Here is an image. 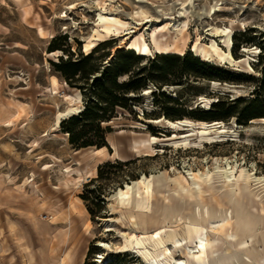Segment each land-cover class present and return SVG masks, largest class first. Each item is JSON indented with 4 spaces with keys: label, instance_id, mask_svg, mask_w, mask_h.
<instances>
[{
    "label": "rangeland",
    "instance_id": "obj_1",
    "mask_svg": "<svg viewBox=\"0 0 264 264\" xmlns=\"http://www.w3.org/2000/svg\"><path fill=\"white\" fill-rule=\"evenodd\" d=\"M231 21L237 26L234 49L228 50L211 29L227 28ZM184 24L180 50L170 45L164 51L152 48L135 62L133 73L138 78L151 76L154 82L139 94H130L129 108L118 109L116 117L103 124L112 129L108 142L118 147L122 161L111 148L103 156L96 148H73L62 123L84 111L87 103L81 90L70 86L53 64L94 52L90 67L100 68L95 76L101 77L114 67L119 52L139 55L127 49L128 43L151 42L153 31L166 27L163 35L170 44ZM198 38L202 45L217 41L235 59L246 56L258 74H244L214 60L210 63L221 72L197 68L198 77L185 75L190 65L183 57L199 58L192 51ZM54 40L62 50L50 52ZM163 55L174 58L164 60ZM95 76H90L91 86ZM54 81L59 83L56 90ZM216 103L222 106L213 107ZM15 104L25 106L22 121L15 120ZM71 105L81 110L52 130L58 113ZM208 107L225 117L220 121L225 124L223 132L212 129L209 136H202L197 130L155 122L211 123L205 119ZM231 107L238 111L250 107L258 118L239 121L230 115ZM263 119L264 0H0V264H79L85 252V264H101L100 254L114 264H176L187 261L186 251L198 257L196 264H264V183L252 181L243 191L237 184L243 168L264 178ZM10 120L16 121L14 126L5 128ZM152 136L158 139L156 152L147 156L145 151H132L135 140ZM135 160L129 167L117 164ZM109 162L115 164L107 170L114 184L103 202L86 203L81 197L86 185ZM132 173L146 175L148 189L140 198L135 188L130 204L123 205L113 195L134 181L125 179ZM197 173L203 181L193 179ZM179 177L186 181L183 186ZM196 183L203 194L191 198L185 190L196 188ZM104 185L92 183L89 191ZM242 212L257 228L253 236L258 243L247 239L254 254L246 258L211 228L213 220L228 218L231 224L225 232L233 234ZM172 231L182 247L175 248ZM201 236L210 239L211 250L204 254Z\"/></svg>",
    "mask_w": 264,
    "mask_h": 264
},
{
    "label": "trees",
    "instance_id": "obj_2",
    "mask_svg": "<svg viewBox=\"0 0 264 264\" xmlns=\"http://www.w3.org/2000/svg\"><path fill=\"white\" fill-rule=\"evenodd\" d=\"M57 40H54L50 47V52H56L62 50V48L57 46ZM234 49V46L233 48ZM69 53V50H63ZM263 53V52H262ZM93 53L83 56L77 61L72 59L65 62L61 59L59 64L54 63L53 65L60 71L66 82L70 86H74L81 90L84 98L86 99V107L84 111L78 115L71 116L68 120L62 123L63 131L69 135V142L73 148L76 150L96 148L102 149L104 147L110 148L108 142V135L112 132L111 128H104L103 124L112 121L116 117L118 109H128L129 103L133 102L132 98L128 96L132 93L139 94L144 90L149 83L154 82V78L151 76L144 75L142 78H138L139 75L133 73L136 61L144 59V55H136L133 51L129 52H119L116 62H114V67H109L107 72H103L101 77H96L95 75L99 73V69L96 66L90 67V62L93 58ZM144 56V57H143ZM161 59L167 60L174 57H167L165 55L160 57ZM181 59V58H179ZM184 62L188 68L185 70L184 74L188 76H195V69L206 68L212 72H221L222 70L214 67L210 62H203L199 58L192 56L183 57ZM194 67V68H192ZM130 75V78L126 82H121L119 78L123 76ZM234 75V74H232ZM90 76H95L92 80L93 85H90ZM200 77V76H199ZM79 79V80H78ZM215 79V78H214ZM84 81V84H76L75 82ZM250 100H245L249 104ZM222 106L216 103L213 107ZM230 115L233 117H238L239 121H251L258 116L252 111L250 107H245L244 109L238 111L236 107L230 108ZM206 120L212 122H220L224 120V116H220L212 109L208 110L206 113ZM247 124V122H246ZM136 163L135 161H129L126 163L117 162L120 167H129ZM115 167V164L111 162L104 164L98 169L97 179H93L85 187V191L81 196L86 202H103V197L107 191V188L114 184V179L111 178L107 170ZM108 175V176H107ZM132 179L134 181L138 180L140 177L135 173L128 174L125 179ZM105 182V185L99 188L97 191H89V187L92 183ZM93 194V196H90ZM89 212L92 218L95 220L96 214L91 208ZM92 249L90 250V254ZM110 264H114V261Z\"/></svg>",
    "mask_w": 264,
    "mask_h": 264
},
{
    "label": "bare ground",
    "instance_id": "obj_3",
    "mask_svg": "<svg viewBox=\"0 0 264 264\" xmlns=\"http://www.w3.org/2000/svg\"><path fill=\"white\" fill-rule=\"evenodd\" d=\"M138 25V24H137ZM136 25V26H137ZM237 26L235 21H231V26L227 28H213L211 29V32L216 37H221L222 42L225 44V46L230 50L234 46V27ZM187 24H184L183 27L179 30L180 35H177L173 38L172 42L169 44L167 39L165 38V35L163 33L166 31V27H162L161 29H155L153 31V34L151 35V42H147L144 40L142 45H134V44H127V49H132L137 51L140 55L148 56L151 52L152 48H155L159 51H164L167 49V47L174 46L176 50H180V45L182 41H184V38H180L179 36H182L184 32L186 31ZM19 48L20 46H16ZM193 52L196 53V55L199 58H202L205 62L210 61H219L221 63L229 64L233 67H237V71H241L244 74L248 75H255L258 74L250 61L249 58H246V56H243V58L235 59L232 51H224V48H222L217 41L213 40L211 45H202L200 42V38H198L196 44L194 45ZM244 52H247V49L244 50ZM258 53V50H257ZM254 61V60H252ZM59 87V83L57 81H54V88L55 90ZM146 92H148L146 90ZM69 99H73L72 97H69ZM77 101L79 103L82 102V96L80 94L77 95ZM12 109L15 111V120L22 121L26 116V109L25 106L22 104H15L12 106ZM81 108L76 105L69 106L64 112H59L57 115L56 123L52 130H57L59 127V124L61 120L67 116H70L71 114L80 111ZM206 110H210V108H206ZM264 120V119H263ZM15 121V122H16ZM165 121L170 128L172 129H180L183 131L189 130L192 132L198 131V134H201L202 136H209L211 134L212 129H217L220 132H223L225 124L224 122H195L191 119H183L178 121H169L166 119H159L156 120V123H162ZM14 121H6L3 125L5 128H10L14 126ZM158 141L156 137H150L148 139H141V140H135L132 143V151L137 154H141L144 151L146 152V155H151L150 153H154L157 150L155 149V144ZM110 148L114 150V157L116 160L122 161L119 155V149L115 144H110ZM32 148V147H31ZM35 148V147H34ZM34 148L32 151H34ZM106 147L102 149H96V154L103 156L105 155ZM225 176L227 179H230V176L228 173H225ZM210 180V175L208 176ZM180 179L177 181L179 185H182L186 182L183 177H179ZM193 179L195 181H203L202 174H193ZM148 177L146 175H142L138 180L132 181V183H128L125 185V187L118 189L114 195L113 198L119 200L121 204L123 205H129L130 201L133 196V192L135 188H138V196L141 198V193L148 189L147 185ZM254 181L256 184H263L264 178H256L253 176V174H248L247 170L243 168L240 172V175L238 177V188L239 191L246 190L248 188H251V182ZM196 188L192 189H186V193L191 197H196L203 194V189L199 183H196ZM142 202V199L140 200V204ZM262 215L264 216V204L261 207ZM254 220L250 218V215L248 213L242 212V214L239 217V224L236 225L235 232L233 234L226 233L225 230L227 227L231 224L230 220L228 218L224 219H217L213 220L211 222V228L213 232L222 234L226 239L227 242H229L231 245L235 247V253H237L241 257H248L253 256L254 252L252 247L249 244L248 238H251L252 241H255L256 244L258 243L257 238L254 237V232L257 230L252 228L254 224ZM171 237H173V242L175 244V248L182 247V240L179 238H176L174 235V231L171 232ZM261 243H264V224H263V231L261 232ZM200 244H201V253H206L210 249V239L208 237H200ZM100 246L106 247L107 245L105 243H101ZM255 249V248H254ZM230 250V248H229ZM184 256L186 257L187 261L179 260L176 262V264H196L198 261V257H196L191 252L186 251L184 253ZM184 257V259H185ZM87 258V252H85L80 260L79 264H85ZM103 256L99 255V261L101 264H108L110 261H104L102 260ZM264 259V257H263ZM195 260V262H194ZM201 261V259H199ZM161 264V263H157Z\"/></svg>",
    "mask_w": 264,
    "mask_h": 264
},
{
    "label": "water",
    "instance_id": "obj_4",
    "mask_svg": "<svg viewBox=\"0 0 264 264\" xmlns=\"http://www.w3.org/2000/svg\"><path fill=\"white\" fill-rule=\"evenodd\" d=\"M131 183V182H130Z\"/></svg>",
    "mask_w": 264,
    "mask_h": 264
}]
</instances>
